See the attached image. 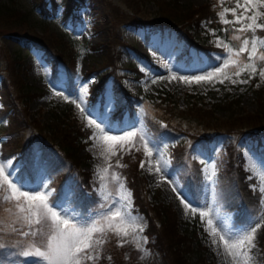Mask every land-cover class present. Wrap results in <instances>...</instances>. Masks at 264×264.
Returning <instances> with one entry per match:
<instances>
[{
	"label": "rangeland",
	"instance_id": "rangeland-1",
	"mask_svg": "<svg viewBox=\"0 0 264 264\" xmlns=\"http://www.w3.org/2000/svg\"><path fill=\"white\" fill-rule=\"evenodd\" d=\"M163 1H175L183 12L190 7L208 5L216 12L220 25L217 13L222 7H232L235 3L234 0H224L223 5L220 0ZM97 2L99 12L92 8L93 0H70L74 5L65 14L64 0H45L43 14L36 0H0V162L11 164L12 167L8 169L12 172L10 178L23 184L24 190L40 186L39 190L43 191L46 182L47 188L52 191V202H56L69 187L73 190V198L79 192L94 195L95 206L81 216L91 217L106 210L113 200L119 204L118 184L110 179L113 172L122 177L120 182L126 185L125 191H130L127 170L134 166L144 179L147 202L169 205L176 213L178 231H186L185 234L190 236V248L186 255L191 262L201 256L199 264H232L230 257L222 251L219 237L209 234L211 228L207 221L211 218L213 226L225 231L242 229L260 221L261 228L256 238L258 249L253 250V255L255 264H264V204L259 192V188L264 187V132L247 130L225 135L216 128L212 130L205 126L206 121H210L212 126L220 124L230 114H253L257 108L254 94L256 90H264V78L257 73L248 83H239V79H248L249 73L246 72L236 84L229 80L220 83L223 74L212 82H182L180 75H200L203 74L201 69L211 71L220 63L214 57L225 55L222 47L217 46V37L227 42L214 26L201 21L199 27H195L193 18L181 23L187 26L199 45L209 48L206 51L198 50L188 46L176 31L158 26L165 21L158 6L150 0ZM7 8L11 11H6ZM259 10L264 11V8ZM8 12L24 15V22L7 25L3 17ZM99 15H104L108 28L101 24ZM231 18L229 15L228 19ZM258 22L264 23V18ZM109 28H113L114 36ZM213 32L215 35H212ZM38 38L54 48L56 56L37 44ZM57 56L65 58L71 66L72 76ZM197 56L205 58L212 67L201 64L193 68V58ZM257 63L258 67L264 66L259 61ZM165 65L168 67L165 68ZM226 72L230 74L231 69ZM173 73L176 79L171 78ZM53 84L56 85L55 89ZM82 86L88 89L83 102L78 99ZM56 91L68 96V100L55 95ZM106 92L114 100V106L107 114L116 130L109 134L144 128L149 133V139L160 149L153 160L160 159L162 164L168 161L166 179L162 180L161 175L155 173L154 164L151 173L147 163L143 169L140 167L145 156L139 137L135 139V147L130 152L127 150L129 146L125 145L124 151H119L117 146V155L112 156L110 161L100 155L101 148L106 147L102 135L94 125L88 124L86 115L71 101L82 103L99 122V113L105 111ZM128 104L135 109L132 117V109L125 107ZM190 106L204 117V123L188 115ZM119 109H124V112L117 120L113 115ZM207 110L211 112L210 115L203 114ZM73 124L78 125L80 134L82 132L76 135V139L73 138L74 152L81 163L80 171L87 174L88 189L79 184V177L77 179L76 175L68 174V167L58 154H55L54 161L51 162L53 157L50 159L54 151L52 146L55 149L56 144L61 145L60 140L69 134L67 131L72 132ZM94 132L98 139H90ZM189 134L202 139L193 142ZM7 136L10 140L21 141L23 155L28 158L25 165L33 158L32 164L27 166L36 169L34 180L19 175L18 172L24 167L20 154L13 157L3 155L1 143ZM94 144L98 147H94ZM66 150L71 152L69 148ZM117 160L124 166L116 167ZM41 161L45 166L41 167ZM109 163L112 168L105 174L102 169ZM238 167L245 177L247 191L257 198L255 213L246 224H237L234 220L238 214L240 189L236 187L233 169ZM98 168L101 170L99 174L106 177L104 195H108L107 201L100 193ZM196 178L201 184L197 201L184 187L185 181L196 183ZM168 180L183 192L192 207L197 208L195 214L191 207L187 210L183 207ZM6 194L0 190V223L11 230V217L5 209L13 206L2 199ZM133 202L131 193V214L143 230L133 234L129 229V236L124 238L128 242L122 247L117 246L118 238L109 234L97 264H170L166 256L151 246L153 239L144 235L148 220ZM101 205H104V209H101ZM66 209L74 210L73 215L80 216L72 203L66 205ZM209 210L210 216L202 219L199 212ZM15 226L20 227L19 224ZM133 235L136 240H133ZM213 239L218 242L215 246ZM136 241H139V247ZM20 252L18 257L7 260L5 264H34V258L22 257ZM35 264L42 262L36 261Z\"/></svg>",
	"mask_w": 264,
	"mask_h": 264
},
{
	"label": "snow or ice",
	"instance_id": "snow-or-ice-1",
	"mask_svg": "<svg viewBox=\"0 0 264 264\" xmlns=\"http://www.w3.org/2000/svg\"><path fill=\"white\" fill-rule=\"evenodd\" d=\"M223 5L224 0H220ZM264 8V0H235L234 6L222 7V10L217 13L219 21L225 26L223 31L227 32L229 26L233 33L232 40L238 41V46H231L224 43L217 37V46L222 47L225 55H216L214 59L220 63L213 67V70L207 71L201 69L203 74L200 75H180L179 80L185 83H200L212 82L218 75L223 74V79L219 80L224 83V80H229L232 84H236L238 79L249 73L248 79H239V83H248L257 73L264 78V66H259L257 61L264 65V36H258L257 32H264V23L258 22L264 18V11L259 9ZM251 13V15H249ZM231 19H228V16ZM239 25V27H236ZM215 35V32L212 33ZM204 64L207 67L212 65L202 57H194L192 67L196 68ZM168 65H165L167 68ZM231 69V73L226 72ZM180 69H177L179 71ZM237 79H233L232 77ZM172 79H176V74H172ZM155 82V81H153ZM55 89L56 85H52ZM87 86H82L79 90L78 99L83 102L87 94ZM57 96H63L68 100V96H64L62 92L56 91ZM80 109L81 113L86 115L89 125H94L99 130L103 137V143L106 147L101 148L100 155L106 161H110L112 156L117 155V146L119 151L125 150V145H128L130 152L132 147H135V139L139 137L142 142L145 159L141 160L140 167L143 169L145 164H148V171H153L152 165H155V173L161 175V179H166L168 161L160 159L153 160V157L159 155L160 149L155 143L149 139V133L144 128H134L133 130L123 131L121 134L110 135L115 131L114 125L108 118V110L114 106L113 98L105 94L104 109L99 113V122L97 118H93L92 111L82 106V103H77L76 100L71 101ZM90 139H98L96 133ZM94 147L98 145L94 144ZM139 151V148L136 149ZM116 167H123L120 161H116ZM12 167L7 162H0V190L8 193L3 195L2 199L9 202L13 207L5 209L11 217V231L17 235L28 238L30 241L19 255L25 258H34L36 261H41L42 264H97L101 259V250L103 245L108 242L109 234L115 235L117 246L122 247L128 242L124 238L128 237L131 232L142 231L141 225L136 224V218L132 217L131 206L129 199L130 191L126 192V185L122 182V177L118 173H112L110 179L116 181L118 187V201L113 200L108 205L106 210H103L98 216L81 217L73 215V211L66 209V205L73 203V190L71 187L65 190L56 202L51 201L52 191L47 188V183L43 184L45 190H39L38 186L35 189L24 190L23 184H18L11 179L12 172L8 169ZM112 168L111 163L102 169V172L107 174ZM100 169L97 173L100 180V193L104 200L109 199L108 195H104L106 185L104 184L105 176L100 175ZM172 185V191L177 194L181 204L187 210L191 207L193 214L197 212L196 207L191 206V202L181 192L176 185L171 181H167ZM254 190H255V186ZM261 203L264 204V187L259 188ZM59 209V210H58ZM104 209V205H101ZM211 210L200 211L199 215L203 219L210 216ZM19 224L17 228L15 225ZM211 228L210 236H218L219 242L222 245V251L230 257L232 264H255L253 250L258 249L256 242L257 232L261 228V222L256 221L254 224H249L242 229H224L213 226L214 221L209 218L207 221ZM2 226V225H0ZM208 228H206V231ZM133 240H136L133 235ZM137 246L139 247V241ZM217 240L213 239L212 244L217 245ZM4 247L0 244V248ZM109 259H111L109 257Z\"/></svg>",
	"mask_w": 264,
	"mask_h": 264
},
{
	"label": "trees",
	"instance_id": "trees-1",
	"mask_svg": "<svg viewBox=\"0 0 264 264\" xmlns=\"http://www.w3.org/2000/svg\"><path fill=\"white\" fill-rule=\"evenodd\" d=\"M143 1V0H142ZM233 1V0H230ZM235 1V0H234ZM150 2L155 3L158 6L160 14L162 15V19L165 21L163 24H159L160 28H170L176 31L181 38L186 41L188 46H193L196 49L200 50H208L209 48H204L202 45H199L197 41H195L194 35L191 31H188L187 26H183L181 23L188 22L189 19L194 20V26L199 27L201 21H207L209 24L214 26L219 35L231 46H238V41L232 40V35H238L239 33H233L231 27L229 26V30L227 32L223 31L225 26H222L218 23V19L216 17V12L210 8L208 5H200L198 7H190L186 11H182L179 9L178 4L175 1H161V0H150ZM93 9L96 11L98 10L97 7L99 3L97 0H93ZM37 5H41V11L44 14L45 11V0H36ZM64 10L63 12L67 14L74 4L70 3V0H64ZM231 3L229 4V6ZM6 11H11L9 8L5 9ZM99 12V10H98ZM4 22L7 25H10L15 22H24L22 19L24 15L20 13H10L8 12L4 17ZM101 19V24L104 27L108 28V24H106V20L104 15H99ZM109 30L113 34V28H109ZM258 36H264V32H257ZM114 36V34H113ZM42 42V43H41ZM37 44H41L43 48H45L48 52H52L53 55L56 56V52L54 48H50L47 43L43 42L42 39H37ZM108 45V44H107ZM57 58L65 64L68 68L69 73L72 76V68L69 64H67L65 58H61L57 56ZM69 76V78H71ZM9 92V89H6ZM5 90V91H6ZM94 91V90H92ZM2 92V90H1ZM3 93V92H2ZM10 93V92H9ZM255 102L257 103L256 111L253 114H246V115H235L230 114L227 117V120L224 122L218 123L215 126L210 125V121H206L205 126L207 128H213L220 133L226 134H236L239 132L247 131V130H255L259 132H264V90L259 89L255 92ZM3 100V98H2ZM189 106V105H188ZM193 106V104H192ZM190 106L188 108V115L199 120L201 123H204V117L198 115V112H194V107ZM126 108H131L128 104L125 106ZM132 111L130 113L131 117L135 112V109L131 108ZM224 109V108H223ZM200 110V109H199ZM208 111V110H207ZM124 110L119 109L116 113H114L113 118L119 119L122 117ZM203 114L210 115L211 112L203 111ZM64 126L69 127L67 123H63ZM8 127V126H7ZM3 128V127H2ZM65 128V127H64ZM72 132L67 131L69 134L66 137H63L60 140L61 145L58 146L56 144V148L53 149V153L50 156L52 158L51 162L54 161L56 157L55 154H58L61 158L63 163L67 164L68 171L70 174H77L80 179V183L83 185L84 188H88V179L84 172L80 171L81 163L78 162V158H76V154L74 152V142L73 138L76 139V135L79 132L78 125H74L71 127ZM7 129V128H6ZM3 129V130H6ZM212 129V130H213ZM214 130V131H215ZM82 134V132H81ZM80 134V135H81ZM188 134V133H187ZM9 136L6 137L1 143V147H3V155L8 157H13V155L20 154L22 156L21 162L24 163V167L20 169L18 172L21 177H28L30 180L35 178V170L34 167H28L27 165H31L33 162V158H31L30 162H28V158L24 157L23 155V145H21V141L17 139L10 140L8 139ZM190 139L193 142L200 141L202 138L196 135H190ZM75 141V140H74ZM78 144V143H77ZM71 149V152H68L66 149ZM32 157V156H31ZM19 158V157H18ZM41 159V158H40ZM43 162V161H41ZM50 164V161L49 163ZM47 164V165H48ZM45 165V164H44ZM43 166V165H42ZM235 171V178H236V187L240 189V196L237 202L239 214L235 216V220L238 224H246L248 222V218L251 216L252 213L255 211V205L257 202V198L254 195H251L250 192L247 191L246 184L244 183V175L241 169L238 167L237 169H233ZM127 183L128 187L133 195L134 204L137 206L138 211L145 215L147 218V228L144 231V235H146L149 239H153V248L157 249L161 252L166 258H168L170 264H199V260L201 256L197 258L196 261L191 262L190 257L186 255L187 249L190 248V236L185 234V232L178 231V223L176 220V213L170 209V206L163 203L158 204H150L146 200V196L144 193V186L145 182L143 177L140 175V171L136 167H132L131 169L127 170ZM196 183H191L190 181H185L184 187L186 191L197 201V197L201 192V184L198 182L196 178ZM73 206L79 210L80 214L83 216L85 215L93 206H95V198L93 196L87 197L83 195L82 192L77 193V195L73 198ZM157 223V224H155ZM1 225V223H0ZM30 241L28 238L21 237L16 233H13L11 230H8L6 226H0V244H3L4 247L0 248V264H5L7 260L14 259L18 257V252L20 250L27 247ZM262 250L264 251V243L262 246Z\"/></svg>",
	"mask_w": 264,
	"mask_h": 264
}]
</instances>
